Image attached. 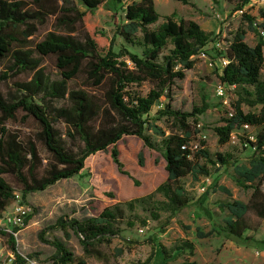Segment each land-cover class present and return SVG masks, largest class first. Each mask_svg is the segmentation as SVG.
I'll list each match as a JSON object with an SVG mask.
<instances>
[{
  "label": "trees",
  "instance_id": "1",
  "mask_svg": "<svg viewBox=\"0 0 264 264\" xmlns=\"http://www.w3.org/2000/svg\"><path fill=\"white\" fill-rule=\"evenodd\" d=\"M124 1L0 0V218L17 192L24 202L31 193L80 174L88 157L115 146L125 136L139 137L151 149L158 147L152 135L159 136L168 173L167 180L151 193L107 205L83 218L60 216L39 231L40 241L55 249L49 257L51 264H117L129 248L112 246L116 238L122 239V224L148 225V218L137 215L136 208L149 211L153 220H159L163 212L171 218L194 201L181 179L187 175L193 180L207 177L213 167L219 170L231 165L237 186L251 193L247 201L232 198L219 202L220 211L225 213L222 223L206 232L198 227L196 235L204 238L225 233L246 238V232L256 230L249 222V214L264 220V38L259 31L264 29V0L259 8L261 21L245 14L248 27L239 26L229 38H216L196 20L176 18L175 13L165 15L158 23L161 15L155 0L127 3L124 21H116V31L110 39L104 30L88 24L87 19L96 9ZM178 1L190 4L189 0ZM251 1L237 0V11L244 13V6ZM51 17L56 29L34 42L32 37L39 26ZM248 31L258 35L253 45L246 40ZM116 36L126 43L118 50ZM221 41L223 45L219 47L216 43ZM130 46L141 51H132ZM208 48L210 53L206 52ZM202 53L228 59L216 73L225 92H230V106L214 131L220 144L229 142L234 134L241 135L252 151L245 161L229 153L211 154L204 148V140L196 143L201 131L200 116L214 106L206 96L191 111L174 108L167 102L157 116L149 117L157 100H171L172 86L185 77L186 70L195 66L196 56ZM46 57L53 59L60 78L53 79L45 72L42 62ZM3 64L6 70H1ZM22 72H31L32 77L14 80V87L5 94L1 84ZM74 80H80V85L71 87ZM145 84L150 86L143 92ZM243 106L260 108L246 111ZM161 119L167 127L157 123ZM29 121L34 127L27 133L9 125H26ZM112 154L121 165L116 148ZM212 190L232 195L224 185H215ZM200 208L212 217L201 203ZM30 218L28 215L26 224ZM56 230L62 231L65 238L45 236L46 231ZM0 234L8 244L12 264L27 262L18 253L13 235L1 229ZM72 235L79 239L81 254L73 252L68 244ZM147 243L152 252L139 264L151 262L158 244L153 236ZM195 248L187 238L170 248L161 244L165 259L176 251L187 250L193 255ZM180 264L196 262L185 260Z\"/></svg>",
  "mask_w": 264,
  "mask_h": 264
},
{
  "label": "rangeland",
  "instance_id": "2",
  "mask_svg": "<svg viewBox=\"0 0 264 264\" xmlns=\"http://www.w3.org/2000/svg\"><path fill=\"white\" fill-rule=\"evenodd\" d=\"M131 1L125 0L121 4L107 3L95 10V13L87 19L88 24L104 30L107 38H112L116 31V21H124V7ZM189 2L190 4H183L178 0H155L156 10L161 15L158 23L164 20L165 15L175 13L176 18L184 17L196 20L202 28L214 32L216 38H229L230 34L239 26L248 27L245 14L255 17L257 22L261 21L259 8L263 5L262 0H252L244 6V13L237 11V0L231 2L228 0H218V2L189 0ZM54 29H56L55 19L48 18L46 23L39 26L38 31L32 37L33 41L41 40ZM257 39L258 35L248 31L246 40L250 45L255 44ZM125 44L122 37L116 36V50ZM130 49L138 53L141 51L138 47L130 46ZM209 51L211 50L208 48L206 52L210 53ZM208 62V58L202 54L196 56L195 66L186 70L185 77L176 80L172 86L171 100L167 97L157 100L149 117L157 116V111L167 102H170L174 108L191 111L193 106L200 105L203 96H206L214 106L200 116L198 128L201 131L196 136V143L202 144L201 141L204 140V148L211 154L229 153L238 158L240 162L245 161L252 151L245 146L241 135L234 134L225 144L218 142L214 128L222 124L221 119L225 116V110L230 106L231 98L228 90L224 95L219 94L218 90L222 84L216 73L217 69L210 66ZM42 66L51 78H60V73L52 58H44ZM1 70H6L4 64L1 66ZM31 77V72H22L8 82L2 83L1 89L6 94L11 87H14V80L23 81ZM262 78L264 79V69ZM70 85L71 87L79 86L80 80L71 81ZM149 86V84H145L142 88L143 92H146ZM243 107L246 111L260 108ZM157 123L167 127L164 119L157 120ZM9 125L23 133L31 131L34 127L32 121L26 125L20 122H9ZM60 127L63 128V125L60 124ZM152 138L157 143L156 149L147 147L139 137L125 136L115 146H110L106 151H99L88 157L85 167L79 175L60 180L43 191L31 193L24 202L21 199L13 200L2 217L5 218L8 214L12 215L18 204L30 208L31 218L19 235L17 248L25 256H34L27 262H18L17 264H51L49 257L55 249L40 241L38 232L53 224L58 217L68 215L83 218L97 214L101 208L107 205L126 202L151 193L158 185L165 182L168 173L165 169L162 149L159 147L160 137L152 135ZM114 148L118 150L117 158L121 165L116 163L113 158ZM200 162L203 160L200 159ZM124 172H129V174ZM207 177L209 180H206V176L193 180L191 175L181 179L194 201L171 218H168L169 213L163 212L159 220H153L149 211L137 207L135 213L148 218V225L143 227L136 223L133 227H128L126 223L122 224V239L116 238L112 246L129 248L118 258L117 264H139L144 261L152 252V246L147 243L150 236L155 237L158 244L149 264H180L185 260L195 261L196 264H264V220L256 217L253 213L249 214L248 219L256 230L246 232V238H235L225 233L204 238H199L196 235L198 227L206 232L214 224L222 223L225 213L220 211L219 202L232 198L247 201L251 193L237 186L235 172L231 165L219 167V170L213 167L211 175ZM215 185L226 186L232 195L213 191L212 188ZM204 186L205 190L202 189ZM158 197L160 198L159 195ZM200 203L210 210L212 217H208L204 213L200 208ZM135 213L130 216L134 217ZM2 223L4 222L0 221V226ZM45 236L65 238L60 230L46 231ZM186 238L195 243L194 254L191 255L187 250L176 251L172 257L165 259L161 252V244L170 248ZM126 240H131V242ZM68 244L73 252L81 254L82 249L77 236L72 235ZM0 246L8 249V244L1 234ZM5 255L6 252L4 255H0V264H12Z\"/></svg>",
  "mask_w": 264,
  "mask_h": 264
},
{
  "label": "built area",
  "instance_id": "3",
  "mask_svg": "<svg viewBox=\"0 0 264 264\" xmlns=\"http://www.w3.org/2000/svg\"><path fill=\"white\" fill-rule=\"evenodd\" d=\"M240 13H243V10H239ZM260 34L261 36L264 38V29H260ZM219 47H222L223 42H217L216 43ZM202 55L206 58H208L209 62L208 64L212 67H215L216 69H222L227 63H228V59L226 57H215L212 58L204 53H202ZM219 94L220 95H224L225 94V88L223 85H221L219 87ZM206 180H209L208 177H206ZM203 190L206 189V187L204 186L202 188ZM22 200V194L20 192L16 193V199L15 200ZM30 213V208L27 206H23L18 204L15 208L14 213L8 214V216L1 217L0 221L4 222L1 224L0 229L6 233H10L13 235L15 242H16V248H17V243H19V235L20 233L26 228L27 224H26V218ZM18 253L27 259V261L29 260L27 258V256H25L24 254H22L21 252H19L18 248H17ZM4 252H6L5 257L7 258V260L9 262H13V257L10 255V250L9 248H5L3 246H0V255H4Z\"/></svg>",
  "mask_w": 264,
  "mask_h": 264
},
{
  "label": "crops",
  "instance_id": "4",
  "mask_svg": "<svg viewBox=\"0 0 264 264\" xmlns=\"http://www.w3.org/2000/svg\"><path fill=\"white\" fill-rule=\"evenodd\" d=\"M81 173V172H80ZM79 175V174H78Z\"/></svg>",
  "mask_w": 264,
  "mask_h": 264
}]
</instances>
